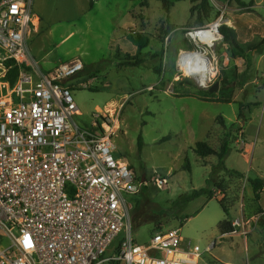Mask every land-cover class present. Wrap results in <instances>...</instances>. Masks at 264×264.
Returning a JSON list of instances; mask_svg holds the SVG:
<instances>
[{"label": "rangeland", "instance_id": "374dc122", "mask_svg": "<svg viewBox=\"0 0 264 264\" xmlns=\"http://www.w3.org/2000/svg\"><path fill=\"white\" fill-rule=\"evenodd\" d=\"M90 1L33 0L39 22L26 46L42 71L80 60L84 72L66 84L81 114L75 121L88 127L95 111L116 109L115 157L138 181L154 171L166 178L161 189L143 185L137 195H125L128 203H136L133 214L160 216L162 229H178L181 249L199 247L197 264H264V190L255 202L245 177L264 179V46L248 49L264 37V0H167L172 3L168 11L161 0H93L92 8ZM219 19L236 28L245 59L233 58L220 40L206 51L215 73L203 89L176 63L184 52L203 50L186 31ZM128 36L148 39V44L138 49ZM89 78L95 82L84 88ZM216 98L232 103L209 101ZM249 117L250 125L243 128L246 143L241 122ZM203 141L216 150L228 141V172H212L217 158L193 151ZM200 189H209L213 198L202 196L175 208ZM218 201L227 208L228 220H241L233 234L219 232L224 213ZM152 228L151 223L139 226L140 243L149 240Z\"/></svg>", "mask_w": 264, "mask_h": 264}, {"label": "built area", "instance_id": "2783aa9c", "mask_svg": "<svg viewBox=\"0 0 264 264\" xmlns=\"http://www.w3.org/2000/svg\"><path fill=\"white\" fill-rule=\"evenodd\" d=\"M221 21L186 31L207 58L222 40ZM38 22L33 0H0V264H197L199 247L181 249L178 229L139 242L125 195L143 185L161 189L166 178L154 171L142 183L115 157L116 109L95 111L90 126H79L66 84L85 67L74 60L42 71L26 46ZM176 66L193 79L180 58ZM10 67L18 71L13 83Z\"/></svg>", "mask_w": 264, "mask_h": 264}, {"label": "trees", "instance_id": "16d2710c", "mask_svg": "<svg viewBox=\"0 0 264 264\" xmlns=\"http://www.w3.org/2000/svg\"><path fill=\"white\" fill-rule=\"evenodd\" d=\"M163 3V7L166 11L169 10L171 6V2H168L167 0H161ZM206 1V0H204ZM238 4L240 6H247L244 2L238 1ZM90 7H93V0L90 1ZM220 35L222 36V43L227 45L231 55L233 58H241L245 59L244 57V49L239 45L237 41V34L235 30L228 26L227 24H221L219 29H218ZM128 39H130L138 49H143L147 46L148 44V39H142V38H133L132 36H128ZM264 46V37L263 39L258 42L257 44L253 46H249L248 49L250 51H253L254 49H258L260 47ZM97 71V70H96ZM18 74L17 68L16 67H10L9 72H8V80L10 83H13L15 81V78ZM92 92H97L99 90L97 89H91ZM211 102H217V103H232L230 99H224V98H216L209 100ZM255 106V104H253ZM218 123L221 127H225L224 122L222 121L221 118H219ZM167 139V138H165ZM228 141H225L223 144H221L220 148L216 150L213 146L209 144V142L203 141V142H197L194 147L193 151L201 158L207 157V156H215L217 158V165L213 167L212 172H228L226 166H225V158L228 154ZM139 146H141V143H139ZM235 176L242 178L243 174L241 173H234ZM247 182L249 186L251 187L253 191V198L255 202H258L260 200V193L264 190V179L261 178H256V179H250L247 178ZM202 196H206L209 199L213 198V193L209 189H200V190H194L192 193L184 196L181 200L177 201L174 205L175 208L180 210V208L187 203L194 201ZM223 213H224V219L219 222L218 224V229L221 235H230L233 234L235 229L232 226V222L228 220L227 218V208L223 205L221 201H218ZM136 204V203H135ZM135 204L133 205V210H132V216H131V225L132 229L136 231L139 226H141L144 223H151L154 225V228H152L151 234L158 232V231H163L164 229L161 228V225L158 223L159 217L160 216H148L143 213H137L133 214L135 210H137L135 207ZM135 209V210H134ZM150 217V218H149ZM261 227H264V218L262 217L261 220Z\"/></svg>", "mask_w": 264, "mask_h": 264}, {"label": "bare ground", "instance_id": "6f19581e", "mask_svg": "<svg viewBox=\"0 0 264 264\" xmlns=\"http://www.w3.org/2000/svg\"><path fill=\"white\" fill-rule=\"evenodd\" d=\"M180 63L188 76H192L202 88L206 87L208 80L214 77L215 68L212 61L201 51L182 53Z\"/></svg>", "mask_w": 264, "mask_h": 264}, {"label": "crops", "instance_id": "0c3cea01", "mask_svg": "<svg viewBox=\"0 0 264 264\" xmlns=\"http://www.w3.org/2000/svg\"><path fill=\"white\" fill-rule=\"evenodd\" d=\"M230 25L232 26V28H234V29L236 30V28L233 26V24H230ZM228 26H229V25H228ZM231 26H230V27H231ZM236 31H237V30H236ZM250 120H251V118L249 117L248 119H245V121L242 120V122H241V128H242V132H243V134H244L245 142H246V143H247V140H246V135H245V131H244L243 128H244V126H246V125H250V124H249V121H250ZM246 143H245V144H246ZM244 175H245V174H244ZM245 177H246V178H250V177H248L247 175H245ZM262 195H263V192H262ZM262 195H261V196H262Z\"/></svg>", "mask_w": 264, "mask_h": 264}, {"label": "water", "instance_id": "95a60500", "mask_svg": "<svg viewBox=\"0 0 264 264\" xmlns=\"http://www.w3.org/2000/svg\"><path fill=\"white\" fill-rule=\"evenodd\" d=\"M213 89H214V88H213ZM144 180H145V178H144V175H143L142 178H141V182L143 183Z\"/></svg>", "mask_w": 264, "mask_h": 264}]
</instances>
